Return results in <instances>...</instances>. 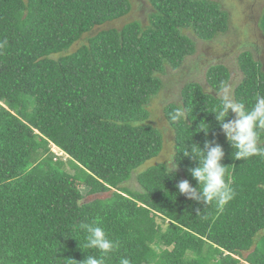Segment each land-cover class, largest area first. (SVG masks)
I'll return each mask as SVG.
<instances>
[{"label":"trees","instance_id":"16d2710c","mask_svg":"<svg viewBox=\"0 0 264 264\" xmlns=\"http://www.w3.org/2000/svg\"><path fill=\"white\" fill-rule=\"evenodd\" d=\"M147 3L146 25L136 19L102 28L129 15L130 0H0V264L82 261L94 250L82 247L85 233L76 226L92 221L119 245L106 264L121 257L132 264H264V158L234 160L210 113L230 78L226 67L208 68L210 91L188 83L181 102L163 108L177 153L174 177L165 163L140 170L163 149L161 131L146 122L161 75L195 52L184 31L210 41L228 29L227 14L210 0ZM258 28L264 37V12ZM238 64L243 78L233 97L250 107L264 95L263 65L249 52ZM177 106L188 109L186 124L170 120ZM201 121L207 136L197 132ZM213 139L235 190L222 210L175 188L182 179L196 186L188 172L196 162L179 152ZM133 179L138 189L123 186Z\"/></svg>","mask_w":264,"mask_h":264},{"label":"clouds","instance_id":"9594fccd","mask_svg":"<svg viewBox=\"0 0 264 264\" xmlns=\"http://www.w3.org/2000/svg\"><path fill=\"white\" fill-rule=\"evenodd\" d=\"M217 99L219 102L210 113L214 115L221 133L233 150L232 158L234 160L264 158V146H262L264 145V95L258 94L249 107L246 102L234 100L228 86L222 84ZM187 112L188 109L185 107L177 106L170 113V120L186 124V120H190ZM230 115L233 118L229 119ZM198 128L200 130L197 132H204L207 136L209 126L206 123L203 122V127L200 123ZM179 153L196 162L195 167L188 169L190 176L196 181V186L190 184L187 179L180 180L175 185L179 195L202 207L214 204L218 210H222L234 199L235 190L227 179L228 166L222 164L225 153L215 139L206 140L203 148L188 143ZM176 156L177 153L170 160L165 161L166 171L172 178L177 168L174 162ZM200 211L198 208L196 213ZM76 227L85 233L82 247L94 250V254L87 255L79 262L71 260L73 264H106L119 247L118 242L110 238L98 221L81 222ZM119 264H132V262L127 257H121Z\"/></svg>","mask_w":264,"mask_h":264},{"label":"rangeland","instance_id":"374dc122","mask_svg":"<svg viewBox=\"0 0 264 264\" xmlns=\"http://www.w3.org/2000/svg\"><path fill=\"white\" fill-rule=\"evenodd\" d=\"M218 3L220 9L228 16V29L225 33L217 35L210 41H202L191 31H184L195 43L193 55L185 58L179 70L166 69V74L161 75L164 81L161 91L153 97L147 107L149 119L146 121L161 131L163 136V149L160 155L147 162L140 170L158 163H165L174 156L173 131L163 115V108L170 104L181 102V89L188 83H199L206 91H210L205 77L208 68L222 65L228 69L230 78L227 86L233 97L234 88L241 82L243 73L238 64V58L242 53L249 52L254 60L264 65V37L258 28L259 19L264 12V0H210ZM132 10L126 17L106 23L102 28H121L128 22L141 20L146 25L150 4L147 0H130ZM100 29V28H99ZM97 30V29H96ZM75 49V47L73 48ZM264 69V66H262ZM220 92V91H219ZM218 92V93H219ZM52 153L62 161L67 156L55 146H51ZM69 173L72 170L67 166ZM123 186L130 189H138L133 179ZM82 194L85 190L80 186Z\"/></svg>","mask_w":264,"mask_h":264},{"label":"water","instance_id":"95a60500","mask_svg":"<svg viewBox=\"0 0 264 264\" xmlns=\"http://www.w3.org/2000/svg\"><path fill=\"white\" fill-rule=\"evenodd\" d=\"M107 196H109V194H107V195H105V196H97V195H95V196H92V198H102V199H104V198H106Z\"/></svg>","mask_w":264,"mask_h":264},{"label":"flooded vegetation","instance_id":"af4514ba","mask_svg":"<svg viewBox=\"0 0 264 264\" xmlns=\"http://www.w3.org/2000/svg\"><path fill=\"white\" fill-rule=\"evenodd\" d=\"M260 62V61H259ZM260 63H262V62H260ZM264 66V65H263Z\"/></svg>","mask_w":264,"mask_h":264}]
</instances>
